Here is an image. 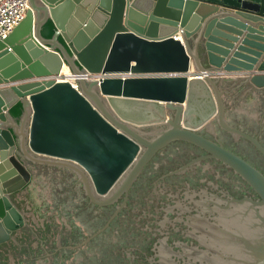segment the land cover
I'll use <instances>...</instances> for the list:
<instances>
[{
    "label": "water",
    "instance_id": "95a60500",
    "mask_svg": "<svg viewBox=\"0 0 264 264\" xmlns=\"http://www.w3.org/2000/svg\"><path fill=\"white\" fill-rule=\"evenodd\" d=\"M27 4L25 18L0 41V246L27 226V218L33 220L34 231L44 222L56 226L59 236L69 223L54 207L63 205L52 199L54 193H71L79 185L89 204L106 206L128 192L157 151L185 142L232 169L257 196L225 199L224 207L218 200L214 212L208 208L213 222L200 220L187 232L197 246L185 264H264V176L200 134L204 130L215 136V125L234 139L253 144L264 156L258 137L230 126L225 118L227 107L228 115L238 120L264 117V0H27ZM48 20L55 32L45 39L41 31ZM64 67L76 77L78 90H71L93 111L80 115L76 99H63L71 115L66 129H74L69 134L57 126L53 138L68 137L67 147L74 151L69 154L79 158L35 150L31 144L37 114L54 109L48 101L38 107L40 97L58 87ZM208 73L226 76L213 78ZM88 75L108 77L98 81ZM192 80L204 86V96L196 102ZM17 103L22 108L18 120L10 113ZM92 115L111 134L96 126L103 135L78 149L72 141H84L88 126L95 125ZM117 140L135 152L114 176L110 172L100 189L82 159L125 156L126 150L114 144ZM0 256V264H7Z\"/></svg>",
    "mask_w": 264,
    "mask_h": 264
},
{
    "label": "flooded vegetation",
    "instance_id": "af4514ba",
    "mask_svg": "<svg viewBox=\"0 0 264 264\" xmlns=\"http://www.w3.org/2000/svg\"><path fill=\"white\" fill-rule=\"evenodd\" d=\"M228 108V124L258 137L264 147V117L238 120L228 115ZM213 129L215 136L204 130L200 134L264 176V156L253 144L215 125ZM244 197L257 198L232 169L196 146L172 142L144 165L126 194L106 206L89 204L79 185L71 193H54L52 199L63 202L54 207L67 216L69 227L56 236L53 224L43 222L34 231L27 218V226L1 245L0 253L7 264H185L197 246L187 232L200 220L213 222L208 208L214 212L216 201L224 207L225 199Z\"/></svg>",
    "mask_w": 264,
    "mask_h": 264
},
{
    "label": "bare ground",
    "instance_id": "6f19581e",
    "mask_svg": "<svg viewBox=\"0 0 264 264\" xmlns=\"http://www.w3.org/2000/svg\"><path fill=\"white\" fill-rule=\"evenodd\" d=\"M62 75H64L65 78L58 80L57 82L58 87L50 91H47L46 95L40 97L39 103L37 105L38 107H40L41 105H45V101H48L49 106L50 104L52 105L54 104L53 105L54 109H49L46 110L45 113L37 114L36 121L31 133V144L35 150L56 153L57 155H61V156L63 153H65L63 154V156L69 155V157L79 158L80 156L79 157L72 156V154H69V153H73L74 151L72 148L67 147V144L70 142L68 137L64 136L65 139L61 141L53 138V136L57 132V126H60L65 131H68L69 134L74 129V127H72L71 129L70 128L66 129L69 123L71 122V115L69 113V108L66 105H63V102L61 101L63 99L72 100V101H74L73 98L76 99L77 100L76 103L81 105L80 115H82V113L87 112V110L90 111L93 110L88 106L86 102L82 101V99L78 97L77 93L71 90L72 88L76 90L72 84L73 82L69 81L70 77H72L73 75L69 73L65 67L62 70ZM193 79H197V78H193ZM192 82L193 85L196 87V90L194 92V101H193L196 102L197 100L203 98L204 86L200 82H196L194 80H192ZM66 83L70 84V86H68ZM205 99L206 97H204V99L202 100ZM187 107H188V112L193 115L194 109L193 106L190 104V101ZM94 123L95 125L90 124L88 126L87 137H85L84 134L82 135V140H84L82 143L72 141L74 143V147L80 149L83 145L87 144L89 140H91L92 137H94L95 135L98 134L103 135V132H101V130H99L96 126L106 130L107 133L111 134V130L108 127H104L103 124L98 119L94 118ZM49 125H53L52 128H54V130L51 131L50 134H48V131L50 129ZM104 143L108 148H110L107 142L104 141ZM114 144L118 147H123L126 150L127 154L125 156L119 155L114 160L112 159L97 160L95 158L89 160L90 158L89 155L86 157V159H82L86 167H88V169L90 170L91 177L94 179V181L96 182L97 186L100 189L104 188L106 184V179L108 178L107 176L110 174V172H112L114 176L115 172H118L117 170H119L121 167L125 165L127 156L132 155L135 152L134 147H131L122 140L114 141ZM84 153H86V151L84 152L83 150L80 154L83 155ZM85 160H89V161L86 163Z\"/></svg>",
    "mask_w": 264,
    "mask_h": 264
},
{
    "label": "built area",
    "instance_id": "2783aa9c",
    "mask_svg": "<svg viewBox=\"0 0 264 264\" xmlns=\"http://www.w3.org/2000/svg\"><path fill=\"white\" fill-rule=\"evenodd\" d=\"M29 10V5L27 0H0V41L7 39V37L12 33L15 27H17L20 22L25 18L27 11ZM73 75V74H72ZM210 77L216 78L220 76H226L224 73H208ZM91 79L101 80L108 76H91ZM64 79L65 76L61 75ZM124 77V76H120ZM198 78L203 79L201 74H198ZM69 81H72L74 88L78 90L76 83V77L73 75L70 77Z\"/></svg>",
    "mask_w": 264,
    "mask_h": 264
},
{
    "label": "trees",
    "instance_id": "16d2710c",
    "mask_svg": "<svg viewBox=\"0 0 264 264\" xmlns=\"http://www.w3.org/2000/svg\"><path fill=\"white\" fill-rule=\"evenodd\" d=\"M55 32V27L53 25V23L51 21H47L46 24L42 27V31H41V35L45 38V39H50L53 34ZM60 43H63L62 39L59 38ZM10 113L12 115V117L16 120L19 119V117L21 116L22 113V108L21 105L19 103H17L16 105H14L11 109H10ZM0 260H1V256H0Z\"/></svg>",
    "mask_w": 264,
    "mask_h": 264
},
{
    "label": "crops",
    "instance_id": "0c3cea01",
    "mask_svg": "<svg viewBox=\"0 0 264 264\" xmlns=\"http://www.w3.org/2000/svg\"><path fill=\"white\" fill-rule=\"evenodd\" d=\"M259 91V90H258Z\"/></svg>",
    "mask_w": 264,
    "mask_h": 264
}]
</instances>
